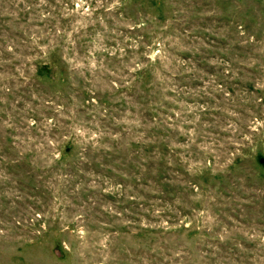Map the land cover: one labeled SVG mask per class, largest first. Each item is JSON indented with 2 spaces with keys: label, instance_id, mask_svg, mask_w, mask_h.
I'll use <instances>...</instances> for the list:
<instances>
[{
  "label": "rangeland",
  "instance_id": "374dc122",
  "mask_svg": "<svg viewBox=\"0 0 264 264\" xmlns=\"http://www.w3.org/2000/svg\"><path fill=\"white\" fill-rule=\"evenodd\" d=\"M264 0H0V264H264Z\"/></svg>",
  "mask_w": 264,
  "mask_h": 264
},
{
  "label": "trees",
  "instance_id": "16d2710c",
  "mask_svg": "<svg viewBox=\"0 0 264 264\" xmlns=\"http://www.w3.org/2000/svg\"><path fill=\"white\" fill-rule=\"evenodd\" d=\"M258 162H259L261 165L264 166V157H263V156H260V157L258 158Z\"/></svg>",
  "mask_w": 264,
  "mask_h": 264
}]
</instances>
